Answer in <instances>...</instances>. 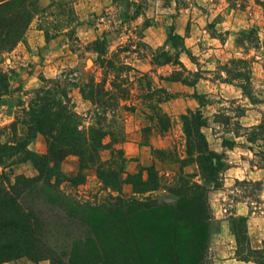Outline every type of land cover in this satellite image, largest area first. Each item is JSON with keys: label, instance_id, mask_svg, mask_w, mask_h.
I'll return each mask as SVG.
<instances>
[{"label": "rangeland", "instance_id": "obj_1", "mask_svg": "<svg viewBox=\"0 0 264 264\" xmlns=\"http://www.w3.org/2000/svg\"><path fill=\"white\" fill-rule=\"evenodd\" d=\"M31 1L34 17L22 38L12 49L0 50V69L8 74L10 83L9 95L0 102V106L6 105L0 116V122H4L0 124V143L15 145L25 136L19 134L22 127L19 124H23L25 117L23 109L33 96L32 90L42 83L41 79L58 78L68 85L89 77L95 81L105 79V86L115 96L122 97L120 103L126 106L118 107L115 115L106 114L103 126L111 137L108 134L104 138L108 145L100 152L102 159H109L106 166L117 169L118 155L110 156V143L114 139V146L122 147L125 155L127 145L125 172L134 173L152 166L159 177L156 189L136 196L173 203L178 186L201 183L194 156L186 154L180 118L187 110L200 107L206 119L202 131L209 148L223 153L227 164L220 174L221 186L208 191L216 219L207 251L208 264H254L236 257L235 237L230 242V215L232 210L237 215L247 212L249 245L262 246L264 162L247 148L244 130H239V137H234V132L238 123L244 127L253 125L264 114V0ZM248 29H253L252 35L258 37L255 44L246 41L236 44L238 33ZM170 32L182 37L187 52L171 43ZM15 54L20 57H14ZM166 57L170 59L167 62ZM237 58L246 63L236 64L233 60ZM8 59L16 60L12 67L8 66ZM238 68L250 77L256 103L244 95L238 80L232 77L231 71ZM70 90L85 125L95 121L100 109L84 100L76 87ZM196 94L202 95L203 105ZM224 137L234 138L236 144L222 145ZM28 148L44 153V137L37 135ZM1 155L2 186L11 187L18 176L36 175L31 162L22 160V152L10 155L1 151ZM61 167L67 176L75 175L77 157H66ZM143 175L147 176L145 169ZM82 176L81 183L61 182L62 192L94 204L133 195L129 183H123L119 191L104 185L94 168L84 169ZM241 180H260L261 190L238 182ZM35 196L38 197L32 193L27 197L25 206H31L48 223L59 225L62 209L49 208L39 199L33 201ZM82 229L78 222H71L73 236L81 234ZM63 233L56 234L61 246L65 242ZM12 261L51 264L48 259L34 262L27 257Z\"/></svg>", "mask_w": 264, "mask_h": 264}, {"label": "trees", "instance_id": "obj_2", "mask_svg": "<svg viewBox=\"0 0 264 264\" xmlns=\"http://www.w3.org/2000/svg\"><path fill=\"white\" fill-rule=\"evenodd\" d=\"M33 17L31 0H1L0 50L12 49ZM253 32V29L240 31L236 44L245 41L255 44L258 37L252 35ZM169 40L187 52L179 34L170 32ZM97 51L101 52L99 49ZM164 60L167 62L170 59L166 57ZM176 62L182 64L178 58ZM233 62L246 63L242 58ZM231 73L238 80L244 95L256 103L246 72L238 68ZM41 81L32 90L33 96L23 109L25 117L21 123L27 127V133L15 145L0 143V158L1 151L10 155L20 151L22 160L30 161L36 170L33 177H16L11 187L0 184V263L27 257L34 262L48 259L51 264H208L207 251L216 220L212 215L208 191L221 186L220 174L227 164L223 160V153L209 148L202 131L206 119L201 108L187 110L180 115L186 138V154L188 157L194 156L192 158L198 164L201 183L178 186L173 203L158 201L136 196L158 187V173L152 166L134 173L125 172L127 157L122 147L114 146V139L110 143V156L113 153L118 155V168L106 166L109 159L101 157L100 152L108 145L104 138L108 134L111 137L103 126L106 114L115 115L118 107L126 106L120 103L122 97L115 96L105 86V79L95 81L94 77H89L69 85L61 83L58 78ZM182 81L187 82L186 79ZM72 87L78 89L84 100L100 109L96 120L88 125L75 109L70 96ZM9 88L8 74L0 69V96L7 94ZM195 96L203 105L202 95ZM157 111H160L159 108ZM241 129L244 130L242 135L248 143L247 148L264 162V114L253 125L244 127L238 123L234 137L241 136ZM37 135H42L46 142V151L42 154L28 148ZM235 144L234 138L222 139L224 146ZM70 155L78 159V172L73 176H67L61 167ZM88 168L95 169L104 185L118 191L123 183H129L133 195L127 198L116 196L114 201L94 204L78 201L62 192L59 187L61 182L81 183L83 171ZM144 169L147 171L146 177L143 175ZM124 173L126 177H122ZM238 182L251 184L259 191L262 187L260 180ZM32 193L38 195L33 201L39 199L49 208L58 206L62 209L59 225L48 223L31 206H25V199ZM231 213L236 257L242 261L264 264V240L260 247L249 245L248 215H237L234 210ZM75 221L83 227L77 236H73L70 230L71 222ZM58 232H64L65 242L62 246L57 243Z\"/></svg>", "mask_w": 264, "mask_h": 264}, {"label": "crops", "instance_id": "obj_3", "mask_svg": "<svg viewBox=\"0 0 264 264\" xmlns=\"http://www.w3.org/2000/svg\"><path fill=\"white\" fill-rule=\"evenodd\" d=\"M14 51V50H13ZM12 51V52H13ZM13 54V53H12ZM16 55V54H15ZM13 55L14 57H20L19 56V54L18 55ZM16 61V60H15ZM15 61H12V60H10V59H8V63H9V67H12V64L11 63H13V62H15ZM0 65H2L1 64V62H0ZM14 66H16V65H14ZM30 82V81H29ZM9 94H5V95H2V96H0V102L2 101V99L4 98V96H8ZM4 107H6V105H4V104H1V106H0V116H3V110H2V108H4ZM5 118V117H4ZM10 118H12V117H10L9 116V119L8 120H11ZM2 120V118L0 117V121ZM4 121H7V120H4ZM2 123H4L3 121L2 122H0V124H2ZM20 126H22L21 127V129H20V135H25L26 133H27V127L24 125V124H19ZM130 147L132 148L133 146H132V144L130 145ZM124 149H125V151H126V157L128 156L127 154H128V150H127V145L126 146H124ZM135 150V149H134ZM258 179H261V178H259V177H257ZM241 215H247V212H241L240 213ZM249 221V219L247 220V222ZM230 237H232V239H230V242L231 241H234V236L232 235V234H230ZM251 239V238H250ZM263 239H264V237H263ZM230 247H232V246H230ZM0 264H16V262L15 261H8V262H3V263H0ZM25 264V263H24ZM35 264H45V263H43V262H39V263H35Z\"/></svg>", "mask_w": 264, "mask_h": 264}]
</instances>
